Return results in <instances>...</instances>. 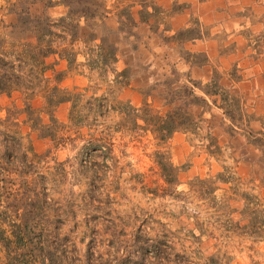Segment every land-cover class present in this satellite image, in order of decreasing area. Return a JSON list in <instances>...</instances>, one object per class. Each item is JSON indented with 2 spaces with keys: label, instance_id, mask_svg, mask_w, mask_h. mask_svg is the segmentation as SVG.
Returning <instances> with one entry per match:
<instances>
[{
  "label": "crops",
  "instance_id": "1",
  "mask_svg": "<svg viewBox=\"0 0 264 264\" xmlns=\"http://www.w3.org/2000/svg\"><path fill=\"white\" fill-rule=\"evenodd\" d=\"M52 1L55 5L47 9V15L53 19L65 18L68 8L59 0ZM97 1L103 3L106 12L92 22L96 41L86 43L82 37L72 41L66 32L64 40L53 45L56 53L46 57L44 64L24 67L26 75L31 72L27 77L28 89L13 91L9 96L0 95V100H22L18 108L24 114L22 123L33 137L32 149L39 153L40 146L46 148L54 143L55 135L46 136L40 129L59 126L60 130L74 132L73 136L91 133L88 122L103 123L104 104L109 108L106 113L116 121L114 129L109 130L119 134L127 127L126 117L134 114V128L149 134L150 127L145 125L142 116L147 109L165 119L171 107L164 105V99L177 88L173 72H181L185 82L189 75L201 87L210 85L216 75L219 85L239 102L233 119L226 116V110H231L228 106L222 107L226 104L218 96L206 97L208 106L194 107L192 111L195 116L204 111L201 118L205 134L216 139L221 151L230 147L233 155L237 154L241 160L232 169L231 183L215 182L210 195L235 196L237 187L241 186L257 195L264 204V168L258 163L260 156H264V150L260 149L264 148V0ZM7 17L13 24L15 17ZM72 23L84 27L86 21L78 15ZM189 28H195L202 38L176 39L177 32ZM100 38L116 48L115 60L109 64L102 63L106 48L100 44ZM64 50L72 54L69 61L60 56ZM194 54L203 60L198 62L192 57ZM124 71L129 72V78L125 79L126 85H120L116 76ZM57 72L63 75L59 82L54 81ZM54 87L57 89L53 90ZM50 96L63 100L50 107L46 101ZM26 106L41 119L39 129H34L33 120L25 112ZM49 111H52L53 123ZM216 118L220 123L212 126L211 120ZM96 130L94 132L100 131ZM189 135L180 128L169 139L159 142L164 150L170 151L173 165L189 164L187 170L178 173L176 187L195 177L213 180L222 171L214 156L206 152L192 155L194 146L190 145ZM150 136L154 138L151 133ZM203 162L210 165L204 166ZM188 184L189 181L185 185L191 192ZM197 193L210 196L205 190ZM242 207L243 203L235 208L238 218L227 221L245 226L247 220L242 218ZM244 236L254 242L249 234ZM255 242L264 253V238Z\"/></svg>",
  "mask_w": 264,
  "mask_h": 264
},
{
  "label": "rangeland",
  "instance_id": "2",
  "mask_svg": "<svg viewBox=\"0 0 264 264\" xmlns=\"http://www.w3.org/2000/svg\"><path fill=\"white\" fill-rule=\"evenodd\" d=\"M8 15L12 14L0 9V38L12 42L18 33L10 35ZM177 90L178 86L168 100L180 107L182 93ZM20 101L0 100V188L10 196L0 203V224L9 237L12 226L20 222L11 204L15 199L21 212L32 211L24 220L42 233L55 264H210V257L216 264L264 263V253L255 242L263 239L258 238L262 234L253 235L252 242L244 236L250 235L249 228L227 221L238 218L235 208L244 203L243 194L264 205L250 190L239 186L235 196H205L194 184L189 192L185 184L196 177L178 187L167 185L155 154L164 152L170 160V151L151 139V132L134 128V114L126 117V130L116 134V121L106 113L105 104L103 123L88 122L91 133L73 136L69 129L52 126L48 132L55 135L54 143L40 146L36 153L33 137L22 123ZM200 120L198 129L189 133L194 156L205 153L208 144ZM211 121L212 126L220 123L217 118ZM263 157L258 162L262 168ZM214 158L233 178L232 169L241 160L237 154L228 147ZM33 194H39L41 202L37 211L29 204ZM242 218L249 217L242 214ZM0 264H5L1 246ZM36 264H41L39 258Z\"/></svg>",
  "mask_w": 264,
  "mask_h": 264
},
{
  "label": "trees",
  "instance_id": "3",
  "mask_svg": "<svg viewBox=\"0 0 264 264\" xmlns=\"http://www.w3.org/2000/svg\"><path fill=\"white\" fill-rule=\"evenodd\" d=\"M4 5L1 6L2 11H6L7 14H12L15 17L13 24H9L11 29V36L18 33V38L12 42H7L5 38H0V95H10L13 91L21 89H28L30 87V81L27 80L30 70L27 75L23 72L24 67L30 65L44 64V59L50 55L55 54L53 45L56 44L58 35L52 29V20L46 13L47 9L53 7L55 2L52 0H2ZM14 1V2H12ZM59 3L68 8V13L65 18H58L55 20L56 25L63 27L65 32L71 35V39L77 40L81 38L84 42L96 41L97 35L94 31L93 23L96 18H102L105 15V10L102 2L97 0H59ZM40 6V12H36L35 9ZM34 9V11H33ZM78 15H82L86 21L84 27H80L78 23H72L74 18ZM129 22V18H126ZM30 34V36H28ZM20 36V37H19ZM176 39L181 41L188 39L193 41L195 39H201L202 35L195 28H189L184 31H179L175 35ZM60 39V38H58ZM62 40V39H61ZM60 40V41H61ZM100 44L106 48V55L102 58V63L109 64L115 60L116 48L110 44L106 39L100 38ZM72 54L66 50L60 55L70 60ZM191 56V55H189ZM186 55L187 58H189ZM198 62H201L203 58L198 55H192ZM43 72V68L42 71ZM63 75L61 72H57L54 76V81H61ZM120 78V79H119ZM129 78V72L124 71L120 75L116 76L120 85H126L125 79ZM173 79L178 86V90L182 95L180 96L181 106L178 107L174 102L168 100V97L164 99V105L172 106L165 115V119L162 120L158 115H154L148 112L146 109L142 119L146 126L150 127V132L154 135V138L159 142H164L169 139L175 132L182 128L185 133H194L198 129L197 121L200 119L202 113L195 116L192 108L200 107L204 108L208 106L206 97L218 96L220 101L230 108L231 112L226 110V116L233 119V113L238 110L239 102L229 93L228 90L222 88L219 85L217 76L214 75L210 85L201 87L198 83L190 79V76L186 78V82L183 80L181 72H173ZM188 82V84H187ZM152 85V84H151ZM54 87L53 90H56ZM195 89L199 90L203 95L197 94ZM177 90V91H178ZM172 97V96H171ZM61 100H55V96H50L46 101L48 106H56ZM216 101H213L215 104ZM25 112L30 119L33 120L34 129H38L41 119L37 117L32 118L34 112L29 106H26ZM146 114V116H145ZM50 122L53 123L52 111H49ZM133 123L136 124L135 120ZM146 129V128H145ZM49 129H44L46 136L51 137L52 132H48ZM208 144L206 146V153L210 156H215L221 153V148L218 145L216 139L210 134H207ZM256 144V142H253ZM155 163L160 171V176L164 183L167 185L176 186L178 184L177 175L180 171L188 169L189 164H183L182 166H175L167 157L164 152H156ZM233 180L230 170L227 167H222V171L217 173L212 181L207 179L195 178L188 184L191 187L198 185V191L205 190L210 195L214 192V183H231ZM4 192L0 188V203L3 201L8 202L10 196H4ZM34 200H29V204L34 207V211L40 206L39 194H33ZM243 207L242 214L248 215V220L245 226L237 227L244 229H250V236L259 235L258 238H264V207L259 205L257 199L253 195L243 194ZM13 206V213L20 220L18 224L12 226L10 231L11 237L7 235V231L0 224V246L5 252V264H36V259H40L41 264H55L51 252L48 250V246L44 241V236L41 232L37 233L34 226L28 224L27 220H24L26 214H30L32 211L21 212L20 205L16 204L15 199H11ZM11 206V207H12ZM210 264H216L215 260L210 257Z\"/></svg>",
  "mask_w": 264,
  "mask_h": 264
},
{
  "label": "built area",
  "instance_id": "4",
  "mask_svg": "<svg viewBox=\"0 0 264 264\" xmlns=\"http://www.w3.org/2000/svg\"><path fill=\"white\" fill-rule=\"evenodd\" d=\"M51 24H52V29H53L54 32L58 35V38H60L59 41H60L61 39L64 40V38H65V36H66V32H65L64 28H63V27H60V26H58V25H56L55 20H54V22H52ZM58 38H56V39L58 40Z\"/></svg>",
  "mask_w": 264,
  "mask_h": 264
}]
</instances>
